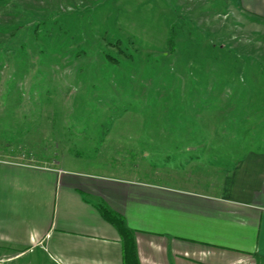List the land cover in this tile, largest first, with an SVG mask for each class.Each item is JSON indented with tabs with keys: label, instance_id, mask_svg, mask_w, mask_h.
I'll list each match as a JSON object with an SVG mask.
<instances>
[{
	"label": "rangeland",
	"instance_id": "1",
	"mask_svg": "<svg viewBox=\"0 0 264 264\" xmlns=\"http://www.w3.org/2000/svg\"><path fill=\"white\" fill-rule=\"evenodd\" d=\"M249 150L264 25L227 0H0V158L202 184Z\"/></svg>",
	"mask_w": 264,
	"mask_h": 264
},
{
	"label": "crops",
	"instance_id": "2",
	"mask_svg": "<svg viewBox=\"0 0 264 264\" xmlns=\"http://www.w3.org/2000/svg\"><path fill=\"white\" fill-rule=\"evenodd\" d=\"M227 3L264 25V0ZM100 207L123 217L140 264H264V151L257 150L202 184L122 178L67 156L51 165L0 158V261L124 264L120 234Z\"/></svg>",
	"mask_w": 264,
	"mask_h": 264
},
{
	"label": "trees",
	"instance_id": "3",
	"mask_svg": "<svg viewBox=\"0 0 264 264\" xmlns=\"http://www.w3.org/2000/svg\"><path fill=\"white\" fill-rule=\"evenodd\" d=\"M99 211L102 217L120 234L123 251V263L140 264L134 235L127 229L123 217L106 207H100Z\"/></svg>",
	"mask_w": 264,
	"mask_h": 264
}]
</instances>
